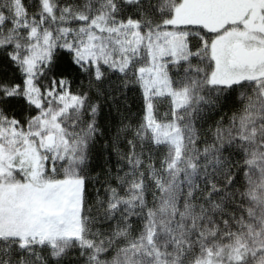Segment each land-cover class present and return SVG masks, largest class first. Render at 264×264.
Segmentation results:
<instances>
[{
  "label": "snow or ice",
  "instance_id": "1",
  "mask_svg": "<svg viewBox=\"0 0 264 264\" xmlns=\"http://www.w3.org/2000/svg\"><path fill=\"white\" fill-rule=\"evenodd\" d=\"M0 264H264V0H0Z\"/></svg>",
  "mask_w": 264,
  "mask_h": 264
}]
</instances>
